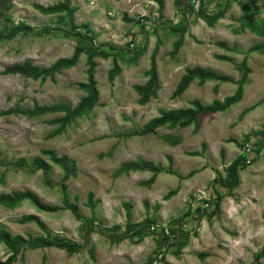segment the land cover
<instances>
[{
    "label": "rangeland",
    "instance_id": "obj_1",
    "mask_svg": "<svg viewBox=\"0 0 264 264\" xmlns=\"http://www.w3.org/2000/svg\"><path fill=\"white\" fill-rule=\"evenodd\" d=\"M7 1L11 8L0 16V32L8 34L19 23L30 30L0 42V112L32 108L35 103L75 106L85 95L76 86L87 81L85 54L53 80L41 82L5 73L15 63L29 61L47 68L72 56L77 40L64 35L63 31L70 30L67 16L42 15L33 8V4L48 6L62 0ZM218 1L224 7L226 0ZM235 1L239 8L221 23L227 30H219L242 34L239 44L227 42L234 52L220 49L216 42L224 40L201 28L195 35L200 40L189 35L187 46L171 56L178 34L170 29L188 26L187 22L173 26L170 15L179 12L174 0H163L166 14L163 11L161 19L157 3L149 0H70L76 8L75 31L89 38L94 35L95 46L117 53L121 74L111 85L107 70L112 59L96 58L98 103L88 116L76 119L59 135H51L58 126L46 121L61 114L30 119L20 114L0 116V194L29 191L42 204L58 208L43 210L30 201L13 208L0 206V229L27 241L56 238L77 245L69 254L56 247L26 244L12 264H264V51L248 53L251 47L264 45V13L260 0ZM197 2L189 1L187 19L197 18ZM239 9H246L244 17ZM258 14H262L260 20ZM84 24L92 33L85 32ZM129 35L137 41L136 48L147 45L135 65L129 59ZM157 40L160 90L155 99L140 106L133 87L147 81L144 71ZM217 54L228 55L234 62L219 61ZM245 56L252 73L242 100L225 112L200 115L197 134L193 126H164L154 135L126 136L158 117L161 110L189 108L194 99L210 104L232 95L235 83L209 81L199 86L196 80L180 97H172L186 68L200 66L238 80L242 74L238 65ZM42 150H54L75 161L77 176L65 183V189L60 184L62 169L41 154ZM191 152L202 154L188 155ZM35 157L49 165L47 173L35 170ZM237 157L251 162L240 168L241 183L230 191L219 179L225 178L226 167ZM137 159L163 168L152 184L145 185L153 175L148 170L114 176L121 164ZM21 160L24 166L16 164ZM169 191L176 193L167 200L164 196ZM89 192L98 201L94 215L86 206ZM218 196L220 211L214 215L213 200ZM67 203L76 205L78 217L66 208ZM201 208L198 215L196 210ZM27 215L36 216L47 232L35 222L22 223ZM121 237L120 242L113 241ZM9 254L1 243L0 262Z\"/></svg>",
    "mask_w": 264,
    "mask_h": 264
},
{
    "label": "trees",
    "instance_id": "obj_2",
    "mask_svg": "<svg viewBox=\"0 0 264 264\" xmlns=\"http://www.w3.org/2000/svg\"><path fill=\"white\" fill-rule=\"evenodd\" d=\"M157 3L158 5V13L159 19L163 16L164 3L163 0H149ZM190 0H174L175 6L179 9L181 19L178 23L185 24L186 21V9H188V4ZM227 1V0H226ZM264 8V0H261ZM213 2V0H199V7L197 11L198 17L202 18L209 26H213L218 19H220L224 12L228 9V2L224 8L220 9L215 14H209L206 12L204 7ZM11 8L10 3L7 0H0V16L4 11H7ZM33 8L38 11V13L42 15H62L67 16L69 20V31H63L64 35L67 38H75L77 41L76 47L71 57L69 58H60L56 60L51 66L47 68H42L37 65H33L29 61H25L23 63H15L13 65H9L5 68L6 74H19L25 78H31L33 80L40 79L41 82H44L47 78L53 80L56 74L61 73L64 70H68L74 67L81 54H85L86 56V65H87V81L78 83L76 86L82 90L85 95L77 102V104L73 107L65 104V103H55L52 105H39L35 103L32 108L26 109H8L4 112H0L1 115H23L27 118H35L39 116H43L46 114H61V116L54 117L46 121L49 125H57L58 127L52 131L51 135L56 136L61 133H64L66 128L75 122L76 119L88 116L99 100V92L97 89V82L94 78V74L97 67V63L95 62L96 58L101 59H112V66L109 70H107V79L109 83L114 84L115 78L121 74V68L118 64V55L117 53H109L102 49L101 46H95L93 44L94 35L92 38L87 37L86 35H82L75 31L76 26L74 25V13L76 12V8L72 7L70 4V0H62L58 1L52 5L43 6L40 4H33ZM126 19V18H125ZM129 21L128 19H126ZM129 22H137L133 19H130ZM177 25V26H178ZM176 26V25H175ZM84 28L86 33H92L87 24L81 26ZM187 25H183L180 30V26L174 27L170 29L172 33L178 34L177 40L173 43L172 50L170 51L171 56L178 55L180 48L183 45L184 34L187 30ZM26 30H30V27L25 25L24 23H19L17 26L12 27L9 30L8 34H3L0 32V42L3 40H12L17 35L23 33ZM89 42L88 46H83L84 42ZM147 42V41H146ZM216 45L225 51L234 52L235 48L230 47L226 42H217ZM146 46L142 49L134 48L131 51V57L129 58L131 63L134 65L137 63V60L146 53ZM160 40L156 41L155 47L153 48L150 54V65L149 68L144 71L145 76L148 78L147 81L143 85H135L133 89L135 90L138 99L137 103L140 106H144L150 102L151 99H155L157 97V93L160 90V82L158 78L157 67H156V56L159 51ZM112 48V46H110ZM264 49V45H256L251 47L248 50V53L261 51ZM216 59L219 61H226L229 63L234 62L231 57L226 55H216ZM241 70V76L238 80L232 79L230 76L218 74L210 69H206L200 66H194L192 68H186L184 74L180 77L173 93L172 97H180L185 91L189 88V86L197 80V84L199 86H204L206 82L216 81V82H232L237 84V88L235 92L225 97L223 100H214L210 104H202L198 99H194L190 101L191 107L185 109H174L169 111L161 110L158 117L150 119L143 128L134 130L130 134L126 135L127 137L139 135H154L158 128L168 126L172 128H186L189 126H193V133L197 134L200 128L199 116L200 115H208V114H216L227 111L231 106L240 102L243 98L244 85L248 82V76L252 73L251 69L246 64V56L238 65ZM251 110V107L250 109ZM223 153V152H221ZM41 154L48 157V159L55 165L59 166L63 175L60 180V184L63 189L66 188L65 183L71 178H75L77 176L76 172V163L74 160L68 158L67 156H58L54 150H42ZM202 153L199 152H191L188 153L190 156H200ZM249 161L244 157H237L234 159L225 169L226 176L224 179H219V182L222 186L228 188L230 191L236 187H239L241 181L239 176V170L242 167H245ZM19 166H24V160L16 163ZM33 164L35 165V170H42L44 173H47L49 170V165L41 158L35 157L33 160ZM152 171L153 175L148 181L145 182V185H150L155 181V178L158 174L163 172V168L158 165H153L150 162H147L142 159H137L135 161L125 162L120 165V167L115 171L114 176L118 177L120 175H127L130 171ZM173 173V172H171ZM194 171L189 173L185 178L192 176ZM180 177V176H179ZM0 182L2 179L0 178ZM176 191H169L164 198L170 199ZM221 197H215L213 200L214 210L213 214H219ZM22 201H30L35 206L39 207L43 210L55 211L57 207H49L47 205L42 204L38 198L31 192H13L0 194V206L13 208L18 205ZM98 201L94 200V195L92 192H89L87 196L86 206L90 209L91 213L94 215L96 213ZM209 204V203H207ZM66 208L71 210L78 217L77 207L74 204H66ZM204 208L197 209L196 213L199 215L200 212L203 211ZM22 223L26 222H35L42 231L47 232L46 227L43 223L39 221L36 216L27 215L22 217ZM151 223V221H146ZM131 225V224H130ZM129 225V226H130ZM140 227V226H139ZM131 228V226L129 227ZM124 238L121 237L114 242H120ZM4 244L10 254L5 261H1L0 264H12L17 255L21 252L22 247L24 245H29L31 248H42V247H56L61 250H66L69 254H72L76 251V244L69 240L64 239H37L36 241L25 240L20 235H11L10 232L5 230L4 228L0 229V244Z\"/></svg>",
    "mask_w": 264,
    "mask_h": 264
},
{
    "label": "crops",
    "instance_id": "obj_3",
    "mask_svg": "<svg viewBox=\"0 0 264 264\" xmlns=\"http://www.w3.org/2000/svg\"><path fill=\"white\" fill-rule=\"evenodd\" d=\"M198 2V7H199V0H197ZM261 1V0H260ZM195 2V1H194ZM226 2H228V0L227 1H225V3H224V7H225V5H226ZM256 3V2H255ZM223 3H221V1H218V0H213V2H211L210 4H208V5H206L205 7H204V9H206L207 11V13H209V14H215V13H217L220 9H222V8H224V7H222L223 5H222ZM261 4H262V2H261ZM228 9L224 12V14H223V16L220 18V19H218V21L213 25V26H209L203 19H201L200 17H198V16H196L197 18H195V19H187L188 17H189V13H186V15H185V17H186V20H187V24H188V27H187V30H186V34L184 35V41H183V47H181V48H185V46H187L186 44H187V38H189L190 36L189 35H191V38L192 39H197V40H200L198 37H196L197 36V32L199 31V32H202V30H201V28L203 29V32H205V33H207V34H212V36H216L218 39H221V40H224V41H218V42H228V43H232V42H237L238 44H239V40H238V38L240 39L241 37V33H239V32H236V31H233V30H229V32L228 33H226V31L225 32H221V31H219V30H221L222 28H225L226 30H227V27H225V26H223L221 23H222V21L224 20V18L227 16V14H229V13H231V12H233V10L234 9H236V8H239V3L238 2H236L235 0H229V2H228ZM253 5V4H252ZM261 7H260V10H263L262 11V13H264V8H263V4L262 5H260ZM208 7H215V8H212L213 9V11H211V9H209V11H208ZM219 7V8H218ZM222 7V8H221ZM197 11H198V9H196ZM240 11H241V17H244L245 15H244V13H246V12H244L243 10H246V9H239ZM250 10V9H249ZM164 13L166 14V7H164ZM178 13V15L177 14H172V15H170L171 17H172V19H173V26H175V25H177L178 23H179V21H180V19H181V15H180V12H177ZM197 14V12H195V15ZM244 15V16H243ZM247 15V14H246ZM262 14H258L257 16L259 17V16H261ZM263 16V22H264V14L262 15ZM230 18H231V15H230ZM226 19V18H225ZM261 19V17H259V20ZM188 20H190V21H188ZM203 20V21H202ZM223 26V27H222ZM229 26V25H228ZM206 30H205V29ZM228 29H230V27L228 28ZM196 35V36H195ZM194 37V38H193ZM217 43V42H216ZM227 43V44H228ZM195 44V43H194ZM234 44V43H233ZM229 45V44H228ZM216 47V46H215ZM220 49H222V48H220ZM222 50H224V49H222ZM262 51V50H261ZM263 51H264V49H263ZM180 52V51H179ZM255 52H257V51H255ZM254 53V52H253ZM218 55V54H217ZM226 56H228V55H226ZM230 57V56H229ZM226 83V82H225Z\"/></svg>",
    "mask_w": 264,
    "mask_h": 264
},
{
    "label": "built area",
    "instance_id": "obj_4",
    "mask_svg": "<svg viewBox=\"0 0 264 264\" xmlns=\"http://www.w3.org/2000/svg\"><path fill=\"white\" fill-rule=\"evenodd\" d=\"M135 41L133 40L132 35H129L127 43H129L131 49L135 48V46L138 44L137 41L134 43Z\"/></svg>",
    "mask_w": 264,
    "mask_h": 264
}]
</instances>
